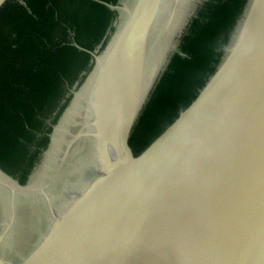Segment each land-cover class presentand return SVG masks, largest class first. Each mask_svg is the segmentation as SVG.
I'll return each mask as SVG.
<instances>
[{
    "label": "water",
    "instance_id": "95a60500",
    "mask_svg": "<svg viewBox=\"0 0 264 264\" xmlns=\"http://www.w3.org/2000/svg\"><path fill=\"white\" fill-rule=\"evenodd\" d=\"M187 3L135 0L102 54L89 51L95 66L51 138L53 148L82 104L83 123L72 135L89 127L95 156L61 211L47 196L50 226L20 264H264V0L247 1L191 105L137 157L128 148L177 50ZM2 187L12 201L25 188L0 174Z\"/></svg>",
    "mask_w": 264,
    "mask_h": 264
},
{
    "label": "trees",
    "instance_id": "16d2710c",
    "mask_svg": "<svg viewBox=\"0 0 264 264\" xmlns=\"http://www.w3.org/2000/svg\"><path fill=\"white\" fill-rule=\"evenodd\" d=\"M248 0H203L155 81L129 136L137 157L191 105L215 73ZM117 0H6L0 6V167L32 161L47 118L87 67ZM88 50V51H87ZM59 109L56 116L54 112ZM43 144V143H42Z\"/></svg>",
    "mask_w": 264,
    "mask_h": 264
},
{
    "label": "flooded vegetation",
    "instance_id": "af4514ba",
    "mask_svg": "<svg viewBox=\"0 0 264 264\" xmlns=\"http://www.w3.org/2000/svg\"><path fill=\"white\" fill-rule=\"evenodd\" d=\"M134 1L135 0H117L116 4H112L117 6L116 9H112L115 11V17L107 28L102 41L93 50L97 55L102 54L119 29L126 16L123 7L131 8ZM201 1L203 0H189L188 8L180 23L183 24V26L179 25V27L182 26L179 35H181L189 19L194 15L195 9ZM90 56L91 58L87 67L81 71L78 78L65 94V98L60 101V106L64 105V108L57 119L47 118L45 121V128L41 129V131L36 134V141L31 146V155L33 153L31 163L25 164V167L18 166V169L14 171H8L0 167L1 177H3L5 181L18 183L20 186L25 187L23 190L31 187H35L37 190L36 192L31 191L28 194H22L12 201L8 194L9 192H6L8 190L7 187H2V189H0V260L4 263L20 264L28 256L41 240L43 234L47 232L51 223V209L48 206L47 196L54 211L58 212V207L62 210L69 200L71 192V187L69 189V185L72 184L73 186L78 179L76 176L70 180L67 178L69 181L59 187H52L51 184H49L41 188V186H36L35 184L37 180H39L50 157L49 153L52 150L51 137L54 133L55 126L60 124L64 112L74 100L75 92L78 91L80 86L89 78L95 66V59L91 54ZM58 112L59 109L57 108L53 117L56 116ZM74 129L75 128H73V130ZM71 160L72 158L69 156L64 166ZM65 181L66 177L61 178V184ZM43 192H46V194Z\"/></svg>",
    "mask_w": 264,
    "mask_h": 264
},
{
    "label": "bare ground",
    "instance_id": "6f19581e",
    "mask_svg": "<svg viewBox=\"0 0 264 264\" xmlns=\"http://www.w3.org/2000/svg\"><path fill=\"white\" fill-rule=\"evenodd\" d=\"M83 107L84 105L79 104L71 114V119L69 118L70 119L69 120L67 118L64 124L60 126V128L58 129L53 148L49 153L50 157L45 165L44 171L39 177V180H37V182L35 183L36 186L38 185L42 187L51 184L52 187L54 186L59 187L63 184H66V182H68L71 178H74L77 175L80 169L82 170V168H85V166L88 164V161L95 156L94 155L95 149L94 148L91 149L90 146L91 145L90 134L92 132L90 131L91 129L89 127L86 126L85 131L87 130V132L84 131L83 136L81 135L80 136L81 138L78 137L79 139L78 138L74 139L72 135L76 133L77 130L82 126L83 123L82 119L76 116V114L79 110L80 111L79 116L80 115L83 116V112H82ZM89 117L90 115L88 108L87 114L85 113V118H87L88 120ZM73 128L75 129L73 130ZM67 142L70 143L71 145L70 148H67L68 147ZM69 156L72 158V160L64 166V163L67 162V158ZM63 177H66V181L61 184V178ZM67 178H69V180ZM74 185L75 184H73V186ZM73 186L72 184H70L69 189L70 187L72 189ZM34 189L35 187H31L25 190H15V191H19L18 196H21L22 194H28L31 191L33 192Z\"/></svg>",
    "mask_w": 264,
    "mask_h": 264
},
{
    "label": "rangeland",
    "instance_id": "374dc122",
    "mask_svg": "<svg viewBox=\"0 0 264 264\" xmlns=\"http://www.w3.org/2000/svg\"><path fill=\"white\" fill-rule=\"evenodd\" d=\"M188 4H189V3H187L186 8H188ZM179 34H180V33H179ZM179 34H178V37H176V39H175V44H177V41H178V38H179ZM80 182H81V178H78V179H77V182L75 183V185H74L73 188L71 189V193H70V195H69L70 199L73 197L72 195L75 193V191L78 190V187H79V185L81 184ZM57 210H58V211H61L60 207H58Z\"/></svg>",
    "mask_w": 264,
    "mask_h": 264
}]
</instances>
